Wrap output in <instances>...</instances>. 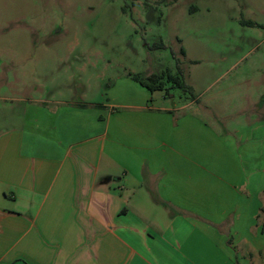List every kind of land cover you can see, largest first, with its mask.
<instances>
[{"label":"crops","instance_id":"crops-1","mask_svg":"<svg viewBox=\"0 0 264 264\" xmlns=\"http://www.w3.org/2000/svg\"><path fill=\"white\" fill-rule=\"evenodd\" d=\"M248 61L221 113L129 74L94 100L25 97L0 60V264H264V61Z\"/></svg>","mask_w":264,"mask_h":264},{"label":"rangeland","instance_id":"rangeland-1","mask_svg":"<svg viewBox=\"0 0 264 264\" xmlns=\"http://www.w3.org/2000/svg\"><path fill=\"white\" fill-rule=\"evenodd\" d=\"M258 4L264 8V0H0V60L21 63L25 97L94 100L126 74L171 75L223 113L227 83L248 60L264 61V33L241 25L264 23ZM164 85L173 106L192 100Z\"/></svg>","mask_w":264,"mask_h":264},{"label":"trees","instance_id":"trees-1","mask_svg":"<svg viewBox=\"0 0 264 264\" xmlns=\"http://www.w3.org/2000/svg\"><path fill=\"white\" fill-rule=\"evenodd\" d=\"M241 25L247 26V27L255 26L254 23L249 22V21L241 22ZM156 48L163 49L164 46L162 44H159V46H157ZM181 54L184 55L183 50H181ZM128 76L133 82L139 84L141 87L145 88L150 93L162 91L164 88L167 87L164 85L165 82H167V83H171L176 88L187 92L191 97H193L191 93V89L185 84H183V82H181L180 79L176 76L150 75L147 78H141L138 75H132V74H129ZM259 219H260L261 232L264 233V214L261 215Z\"/></svg>","mask_w":264,"mask_h":264}]
</instances>
